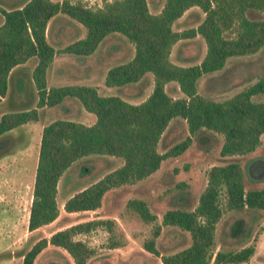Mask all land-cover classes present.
Returning <instances> with one entry per match:
<instances>
[{
	"label": "trees",
	"instance_id": "16d2710c",
	"mask_svg": "<svg viewBox=\"0 0 264 264\" xmlns=\"http://www.w3.org/2000/svg\"><path fill=\"white\" fill-rule=\"evenodd\" d=\"M3 1L12 6H0V97L6 92L9 69L34 55L37 62L32 78L37 100L34 107L2 113L0 134L36 120L39 107L58 105L66 98L77 99L95 116L89 124L54 118L42 126L26 226L28 237L33 239L21 253V264H34L47 247L65 252L62 260L48 264H89L93 249L73 235L107 220L92 218L54 229L48 235L39 232L56 218L57 181L75 160L90 154L112 155L119 157L121 163L69 195L62 205L67 212L94 210L108 189L147 176L163 158L183 151L200 129L221 134V156L246 154L260 143L264 131V74L220 100L198 93L196 81L203 73L220 69L228 56L252 53L264 44V0H163L154 13L149 11L146 0H104L95 7L71 0ZM193 5L203 11L201 21L195 27L173 29V21ZM248 9L259 11L261 17L249 18ZM56 13L80 22L85 27L84 35L53 47L45 38V29ZM109 32L125 36L133 45V54L108 67L104 85L130 84L150 72L153 84L145 98L129 102L117 94L102 95L90 84L46 85L45 71L54 55H87ZM196 33L205 42L201 59L186 65L172 62V44ZM169 81H175L183 95H169L164 88ZM176 116L184 119L188 134L159 152L157 141ZM221 194L223 205L229 209H264V186L250 185L238 161L212 164L192 209L169 207L163 211L161 222L187 230L190 243L175 252L161 254L160 264H209L211 258L214 263H237L249 258L252 244L215 249L214 228L222 212ZM126 206L144 221L156 218L141 198H128ZM158 229L155 225L154 235ZM144 245L157 253L152 239L145 240Z\"/></svg>",
	"mask_w": 264,
	"mask_h": 264
},
{
	"label": "rangeland",
	"instance_id": "374dc122",
	"mask_svg": "<svg viewBox=\"0 0 264 264\" xmlns=\"http://www.w3.org/2000/svg\"><path fill=\"white\" fill-rule=\"evenodd\" d=\"M71 1H80L87 6L95 7L100 6L104 0ZM162 2L163 0H146L149 11L153 13L159 11ZM1 5L12 6L3 0H0ZM61 14L63 13H57L51 20L46 35L47 41L56 47L85 33V27L80 22ZM246 15L249 18L261 17V13L254 9H248ZM203 16L204 13L198 6H190L173 21L172 28L181 30L195 27ZM67 22L71 26L64 28L63 23L66 25ZM55 36H62L65 41L55 40ZM204 51V39L196 33L192 37L174 42L169 58L177 64L197 63ZM132 52L133 45L125 36L118 32H109L91 53L82 56V60H78V55L72 53H57V56L69 57L61 60V63L53 68L55 74L59 73L60 79L52 80L49 77L48 81L52 84H97L95 86L102 95L117 94L129 102H138L151 91L153 79L150 72H145L141 79L130 84L106 86L103 83L105 70L113 64L126 61ZM33 58L30 57L26 64H30ZM263 74L264 44L252 53L228 56L220 69L199 76L196 87L198 93L205 97L220 100L252 83ZM164 88L173 97L183 95L175 81L165 83ZM32 100L25 99L21 104L23 106L8 101L3 104L6 109L31 108L35 105ZM42 107L37 109L36 120L14 127V135L0 139V264H21V253L33 239L28 237L25 215L29 210L32 192L38 150L36 144L39 143L38 128L54 118H66L86 124L95 119L94 114L85 110L75 98H66L58 105ZM187 134L184 119L176 116L162 131L156 148L163 152ZM221 142V134L200 129L191 136L189 145L183 151L175 156L163 158L158 168L147 176L108 189L100 205L94 210L67 212L63 209L62 203L69 194L121 163L119 157L112 155L90 154L75 160L57 181L55 200L59 208L58 214L54 220L39 229L40 234L48 235L56 228L101 218L108 222L73 235L74 239L84 241L93 249L92 255L88 258L89 264H160L161 254L175 252L190 243V234L187 230L161 222L162 213L169 207L192 209L205 186L206 170L209 166L232 160L238 161L243 166L250 185L264 186V131L260 134V143L246 154L221 156L218 152ZM128 198L143 199L156 218L150 222L142 220L136 212L126 206ZM223 199L224 195L221 194L222 212L214 228L215 249H237L252 244L253 252L246 261L214 263L211 258L209 264H264V209L233 210L223 205ZM155 225L159 227L156 235L153 232ZM148 239L153 240L157 253L145 247L144 242ZM64 257V251L47 247L34 264H48L60 261Z\"/></svg>",
	"mask_w": 264,
	"mask_h": 264
},
{
	"label": "crops",
	"instance_id": "0c3cea01",
	"mask_svg": "<svg viewBox=\"0 0 264 264\" xmlns=\"http://www.w3.org/2000/svg\"><path fill=\"white\" fill-rule=\"evenodd\" d=\"M4 8H8L5 6H2ZM63 16H65L64 14H61ZM182 15V14H181ZM57 16V13L55 15H53L47 22L46 25V29H45V38L47 40V31H48V27L50 25L51 20ZM67 17V16H66ZM177 19V18H176ZM2 20V17L0 15V21ZM71 25H69V22H67V24L65 25V23H63V27L64 28H69ZM62 37V36H61ZM60 36H55V40H63V38H61ZM82 37V36H80ZM65 38V37H64ZM79 38V37H77ZM76 39V38H75ZM74 40V39H73ZM65 40H63L64 42ZM72 40L69 41V39L63 44H67L69 42H71ZM176 42V41H175ZM51 44V43H50ZM53 47H56L55 45H53V43L51 44ZM62 45V46H63ZM67 54V53H64ZM71 54V53H68ZM133 54V52H132ZM77 56V55H76ZM132 56V55H131ZM130 56V57H131ZM30 57H34L33 60L31 61L30 64H26V62L30 59ZM28 57L25 61L21 62V63H17L14 66H12L8 73H7V77H6V92L4 95H2L0 97V115L4 112H9V111H19V110H23V109H28V108H20L19 109H6L7 107L5 106V104L7 103V101L11 104L17 105L20 104L19 106H23L21 105L22 102L26 100H30L33 99L32 101L34 102V104H36V100H37V94H36V88L33 82V78H32V69L34 67V65L37 62V58L36 56H30ZM67 57L69 56H57L54 55L52 61L50 62V64L47 66L46 71H45V81H46V85L50 86V85H62V84H52L49 83L48 78L51 77L52 80L55 79H60V77L58 76L59 73L53 72V68L54 66H58L61 63V60H65L67 59ZM129 57V58H130ZM128 58V59H129ZM78 60H82L83 57L82 56H77ZM173 62V61H172ZM107 69V68H106ZM106 71V70H105ZM54 74V76H53ZM105 74V73H104ZM62 78V77H61ZM65 84V83H63ZM82 84V83H79ZM90 85H97V84H90ZM5 103V104H3ZM3 104V105H2ZM35 106V105H34ZM32 106V107H34ZM39 108H43V107H39ZM24 124V123H23ZM23 124H20V126H22ZM45 124V123H44ZM42 124L38 129H39V135H38V139L37 141L39 142V137H40V130L42 128V126L44 125ZM13 128L5 131L3 134H0V139H6V137L10 138L11 135H14L13 132ZM3 135V136H2ZM8 135V136H7ZM10 135V136H9ZM15 137V136H14ZM36 146L38 147V145L36 144ZM34 175V174H33ZM32 183H33V179H32ZM24 184V183H23ZM72 194V193H71ZM69 194V195H71ZM68 197V196H67ZM66 197V198H67ZM65 198V199H66ZM31 200V198H30ZM64 202V201H63ZM30 204V202H29ZM63 205V203H62ZM13 206H15V204H13ZM5 208V207H4ZM59 209V208H58ZM27 218H28V211L25 215V225L27 226ZM50 223V222H49ZM9 226H11V221L9 222ZM57 229V228H56Z\"/></svg>",
	"mask_w": 264,
	"mask_h": 264
}]
</instances>
